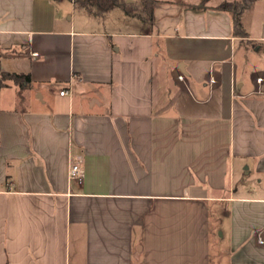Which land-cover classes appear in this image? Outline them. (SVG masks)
<instances>
[{
  "label": "crops",
  "instance_id": "1",
  "mask_svg": "<svg viewBox=\"0 0 264 264\" xmlns=\"http://www.w3.org/2000/svg\"><path fill=\"white\" fill-rule=\"evenodd\" d=\"M233 1L0 0V264H264V0L245 36Z\"/></svg>",
  "mask_w": 264,
  "mask_h": 264
},
{
  "label": "trees",
  "instance_id": "2",
  "mask_svg": "<svg viewBox=\"0 0 264 264\" xmlns=\"http://www.w3.org/2000/svg\"><path fill=\"white\" fill-rule=\"evenodd\" d=\"M257 1L258 0H235L233 2L222 3L219 6L220 10L228 11L232 14L236 34L240 36L246 35L242 28L241 18L243 13ZM73 2L76 8L83 9L98 17H104L114 9H121L128 16H135L149 21H152L154 18V0H143L141 8L133 4H127L124 0H73ZM3 79L14 80L20 86L31 83V78L27 74L2 73V80ZM2 86L3 82L0 83V89Z\"/></svg>",
  "mask_w": 264,
  "mask_h": 264
},
{
  "label": "built area",
  "instance_id": "3",
  "mask_svg": "<svg viewBox=\"0 0 264 264\" xmlns=\"http://www.w3.org/2000/svg\"><path fill=\"white\" fill-rule=\"evenodd\" d=\"M180 80H183V76H179ZM211 82L213 81V78H210ZM260 80V79H259ZM68 92L66 90H63L60 92V95H67ZM84 175V169L82 166V162L80 158L78 157H72L69 164V171H68V177L69 179H76L78 181H82Z\"/></svg>",
  "mask_w": 264,
  "mask_h": 264
},
{
  "label": "rangeland",
  "instance_id": "4",
  "mask_svg": "<svg viewBox=\"0 0 264 264\" xmlns=\"http://www.w3.org/2000/svg\"><path fill=\"white\" fill-rule=\"evenodd\" d=\"M126 2L128 1V0H125ZM134 6H138L139 8H141V6L140 5H134ZM79 9V8H78ZM109 13H107L105 16H107ZM114 14V13H113ZM125 14V13H124ZM91 15H93V16H96V15H94V14H91ZM126 15V14H125ZM104 16V17H105ZM111 16H113V15H111ZM126 16H128V15H126ZM96 17H98V16H96ZM128 17H135V16H128ZM100 18H103V17H100ZM112 18V17H111ZM115 18V17H114ZM135 18H138V19H140L139 17H135ZM251 184L253 185L254 183L253 182H251ZM214 253H216V249L214 248Z\"/></svg>",
  "mask_w": 264,
  "mask_h": 264
}]
</instances>
